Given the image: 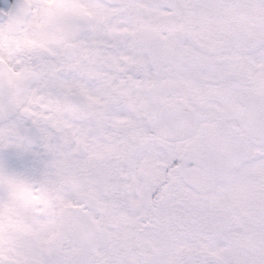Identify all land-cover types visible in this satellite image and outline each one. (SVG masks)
<instances>
[{
    "label": "snow or ice",
    "instance_id": "snow-or-ice-1",
    "mask_svg": "<svg viewBox=\"0 0 264 264\" xmlns=\"http://www.w3.org/2000/svg\"><path fill=\"white\" fill-rule=\"evenodd\" d=\"M241 10L261 26L205 40L209 21L224 32ZM253 53L264 56V0H0V238L11 237L0 264H264V209L201 199L200 137L180 134L244 119L238 90L264 77ZM169 91L184 99L176 131L146 122L149 139H170L143 167L141 145L119 128L137 100ZM183 176L190 183L176 190L190 210L159 207ZM69 189L127 226L83 220ZM121 208L138 214L115 215Z\"/></svg>",
    "mask_w": 264,
    "mask_h": 264
},
{
    "label": "clouds",
    "instance_id": "clouds-1",
    "mask_svg": "<svg viewBox=\"0 0 264 264\" xmlns=\"http://www.w3.org/2000/svg\"><path fill=\"white\" fill-rule=\"evenodd\" d=\"M27 3L39 6L44 0H26ZM216 21H209L204 31L205 40H215L223 42L228 39H236L239 35L233 29L244 28L247 31H254L261 26L262 22L243 10L235 15L224 18L226 30L224 32L215 31ZM260 63H264V56L253 53ZM260 71L259 68L256 69ZM161 96H166L162 101ZM195 103V102H193ZM184 104V99L176 93H153L147 97L137 100V110L131 114L129 121L120 126L118 135L123 139L141 145L146 159L142 161L143 167L152 164L151 149L154 145L160 144L169 136H157L149 139L144 133L146 122L152 121L165 128L171 127L176 131L172 121L177 110ZM237 113L244 119H228L214 121V127L208 131L201 132L198 128H189L186 131L189 136L200 137L201 144V168L199 175L207 177L208 182L199 187V197L203 200L214 202L223 206L229 212L238 214H253L258 209H264V77L255 81H247L242 89L238 90L236 99ZM190 183V176H183L172 180L169 185V192L158 205L168 208H188L190 203L185 201L182 191H177L178 187ZM35 191H39V185L35 186ZM67 196L74 202L81 203L83 209L80 210L81 218L90 221L95 217L103 224L111 226L113 230H119L127 225L123 221L114 220L106 207L96 198L81 197L77 193L67 192ZM103 199H110L103 197ZM56 209H59L60 201H54ZM38 207H43L39 205ZM126 212L131 219L138 212L121 208L115 210V215ZM148 212V208H144ZM151 215V213H149ZM195 219V217H192ZM132 227L139 228L133 222ZM151 229H141L138 235L144 238ZM11 237L5 234L0 238V242L7 248Z\"/></svg>",
    "mask_w": 264,
    "mask_h": 264
}]
</instances>
